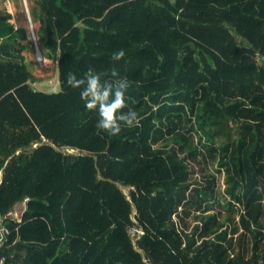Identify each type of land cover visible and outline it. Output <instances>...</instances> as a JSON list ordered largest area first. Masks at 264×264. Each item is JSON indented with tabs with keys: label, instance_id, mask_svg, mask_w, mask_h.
Returning <instances> with one entry per match:
<instances>
[{
	"label": "trees",
	"instance_id": "16d2710c",
	"mask_svg": "<svg viewBox=\"0 0 264 264\" xmlns=\"http://www.w3.org/2000/svg\"><path fill=\"white\" fill-rule=\"evenodd\" d=\"M33 3L59 88L0 12V215L28 197L3 264H264V0ZM89 68L129 81L139 127L97 128L66 83Z\"/></svg>",
	"mask_w": 264,
	"mask_h": 264
},
{
	"label": "clouds",
	"instance_id": "9594fccd",
	"mask_svg": "<svg viewBox=\"0 0 264 264\" xmlns=\"http://www.w3.org/2000/svg\"><path fill=\"white\" fill-rule=\"evenodd\" d=\"M124 56L125 51L120 49L113 53L111 59L118 61ZM111 75L119 76L115 69ZM66 83L72 88L81 89L80 98L84 102V107L88 111L98 113L96 126L102 132L117 136L122 131V126L128 128L140 126V118L135 111H122L127 107L125 93L130 86L126 78L101 82V76L89 68L81 78H77L74 73H68ZM0 264H3V261H0Z\"/></svg>",
	"mask_w": 264,
	"mask_h": 264
},
{
	"label": "rangeland",
	"instance_id": "374dc122",
	"mask_svg": "<svg viewBox=\"0 0 264 264\" xmlns=\"http://www.w3.org/2000/svg\"><path fill=\"white\" fill-rule=\"evenodd\" d=\"M33 5H35L33 0H0V12L10 13L9 21L14 27L26 29L27 38L21 41L25 44L22 54L29 71L35 78L31 83L32 86L47 92L56 91L59 88L56 62L44 57V48L38 38L39 22L34 21L30 14ZM209 171L217 176L218 185L222 189L223 174L214 172L212 165ZM123 190L127 192V188H123ZM236 218L237 216L235 220ZM187 222L192 223V218H189Z\"/></svg>",
	"mask_w": 264,
	"mask_h": 264
},
{
	"label": "built area",
	"instance_id": "2783aa9c",
	"mask_svg": "<svg viewBox=\"0 0 264 264\" xmlns=\"http://www.w3.org/2000/svg\"><path fill=\"white\" fill-rule=\"evenodd\" d=\"M69 151H73L72 149H68ZM28 197H25L23 201H27ZM21 213H17L15 210L8 211L5 215H0V245H2L6 239L7 235L10 233V229L4 224V220L6 219H15L20 221ZM129 232L132 235L139 236L143 233V230L140 226L134 225L129 228ZM0 261H3V258H0Z\"/></svg>",
	"mask_w": 264,
	"mask_h": 264
},
{
	"label": "crops",
	"instance_id": "0c3cea01",
	"mask_svg": "<svg viewBox=\"0 0 264 264\" xmlns=\"http://www.w3.org/2000/svg\"><path fill=\"white\" fill-rule=\"evenodd\" d=\"M13 209L19 214L22 213L23 209H24V201H20L18 203L15 204V206L13 207Z\"/></svg>",
	"mask_w": 264,
	"mask_h": 264
}]
</instances>
